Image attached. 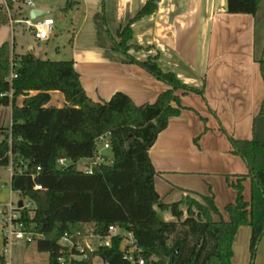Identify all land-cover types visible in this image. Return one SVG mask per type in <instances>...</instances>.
<instances>
[{
	"label": "trees",
	"instance_id": "trees-1",
	"mask_svg": "<svg viewBox=\"0 0 264 264\" xmlns=\"http://www.w3.org/2000/svg\"><path fill=\"white\" fill-rule=\"evenodd\" d=\"M7 1L12 9V0ZM262 1L227 0V11L255 16ZM72 7L69 0L64 11ZM156 9L155 0L148 1L111 36L116 52L171 87L153 104L137 106L124 93L94 102L74 61L43 60L32 52L18 55L9 42L0 46V108L12 106L13 118L11 128L0 127V168L12 167V191L33 204V209L21 210V219L29 231L43 236L36 247L49 254V264H57L63 255L60 241L65 235L85 234L86 228L100 237H107L111 227L131 233L147 264H231L234 239L242 226L252 229L253 255L264 235V102L254 121V138H231L233 153L245 161L248 175L234 185L238 196L226 208L228 221L215 220L220 211L214 196L201 200L188 196L168 205L156 191L149 151L169 120L184 109L176 92L203 94L183 84L175 73L164 72L157 57L139 61L129 54L132 48L141 49L131 44L132 26ZM8 23L7 15L0 12V25ZM260 64L264 78V60ZM13 71L15 79H11ZM54 91L65 96L64 107L49 106ZM20 97H24L22 106L17 105ZM106 133L113 165H103L91 175L79 170L76 164L94 157L96 140ZM62 158L72 165L58 168ZM246 177L252 181L250 201L243 197ZM156 208L170 212L176 221L165 222ZM123 240L120 234L113 236L110 247H100L88 259L72 264H93L96 257L108 264H132L124 259ZM6 262L0 245V264Z\"/></svg>",
	"mask_w": 264,
	"mask_h": 264
},
{
	"label": "crops",
	"instance_id": "crops-1",
	"mask_svg": "<svg viewBox=\"0 0 264 264\" xmlns=\"http://www.w3.org/2000/svg\"><path fill=\"white\" fill-rule=\"evenodd\" d=\"M70 1L73 7L69 11L62 9L64 13L77 8L82 0ZM83 1L86 10L83 20L75 23L70 60L74 61L87 96L94 102H103L124 93L137 106L155 103L171 87L129 63L113 49L111 39L150 0ZM263 3L264 0L254 16L229 14L227 0H155L156 11L132 26L131 44L141 49L132 48L131 56L139 61L157 57L164 72H173L183 84L203 91L176 92L184 109L169 120L149 151L156 171L155 188L164 204L178 203L188 196L199 198L210 184L206 176L217 173L218 189L211 185L217 195L211 190L207 195L214 196L216 204V196L232 195L225 185L224 173L233 167L242 172L238 179L248 175V168L245 171L241 163L244 160L233 153L231 138H254V121L264 102L260 64L264 47L258 45V14ZM13 50L18 55L26 54L24 47L17 53L15 43ZM23 100L18 98L17 105L22 106ZM65 104L61 92H51L49 106L61 108ZM12 123V106L1 107L0 127L11 128ZM7 168L12 178V167ZM156 210L165 222L176 221L170 212ZM33 255L32 251L28 262Z\"/></svg>",
	"mask_w": 264,
	"mask_h": 264
},
{
	"label": "rangeland",
	"instance_id": "rangeland-1",
	"mask_svg": "<svg viewBox=\"0 0 264 264\" xmlns=\"http://www.w3.org/2000/svg\"><path fill=\"white\" fill-rule=\"evenodd\" d=\"M35 3V9H44L42 11L48 12V16L55 21L54 33L49 41L38 42L31 34L30 31L26 29V26L22 24H11V19L21 20L19 17L20 7L22 16L24 18L29 17L31 8L27 5H20L13 3V8L10 9V13L7 11L9 2L7 0H0V12L8 17V24L0 25V46L9 42L12 46L15 43L17 48V53L20 52L22 47H24L25 53H28L30 49H34V54L37 58L43 60H51L54 62L70 61L72 58L73 45L71 39L75 37L77 31V26L79 21L83 20V14L86 10L85 3L82 0L77 8H73L69 13H64L62 9L65 8L67 0H33ZM79 8V9H78ZM9 24L13 27H10ZM258 45L264 47V3L260 8L258 14ZM107 156H111L110 151L104 152ZM242 160V159H241ZM89 163L88 160H83L77 167L83 168V166ZM244 170H247L244 161H241ZM242 172L237 171L233 167L227 173H224L225 185L231 190V196H216V206L220 211V216H216V220H229V214L227 213V206L234 203L237 199L238 192L234 185L238 182V176ZM217 173L208 174L206 180L210 182L207 187V191L203 194H199V198L205 197L210 194L209 190L213 195H217L215 190L211 189V185L218 189L217 187ZM222 177V178H223ZM11 175L8 168H0V245L3 247L4 244V217L10 210V204L13 201L18 204L20 201L27 202L26 199L20 196L18 193H14L11 188ZM243 197L246 201H250L252 197V181L248 178L243 183ZM186 211L187 209L184 208ZM187 217L184 214L183 220ZM251 229L250 226H242L237 233V236L233 244V258L231 264H264V235L258 244L257 250L254 255L251 252ZM28 250V251H27ZM34 252L33 260L30 262L27 259ZM6 258L11 264H49V254L40 253L36 250L35 243L30 244L29 247L24 242H18L11 248V255L6 254ZM93 264H106L105 261L96 257Z\"/></svg>",
	"mask_w": 264,
	"mask_h": 264
},
{
	"label": "built area",
	"instance_id": "built-area-1",
	"mask_svg": "<svg viewBox=\"0 0 264 264\" xmlns=\"http://www.w3.org/2000/svg\"><path fill=\"white\" fill-rule=\"evenodd\" d=\"M13 3L20 5H27L31 9H35V3L33 0H12ZM8 13H10V8L7 7ZM20 23L26 26V29L31 32L36 41L46 42L51 39L54 31L55 21L50 17H42L36 20H31L30 17L22 18L21 20L13 21L11 19V24ZM17 78L16 73L13 71L11 74V79ZM111 152L110 145V134L106 133L100 136L96 140V151L95 155L91 159H86L89 163L83 168H78L84 171L86 174H93L97 169L103 165H113L114 158L113 155L107 156L104 152ZM83 161V160H82ZM82 161L78 162V166ZM58 168L64 169L72 165V162L62 158L57 161ZM13 176V174H12ZM36 190H41V186H36ZM23 202V207H19V203L15 204L13 201L10 204V210L5 215L4 223V244L1 247L2 252L11 255V248L18 242H24L27 245L36 243L43 236L36 234L33 231H29L26 225L21 219V210L23 209H33V204L29 201ZM122 235L124 240L122 243V248L125 252L124 259L131 260L132 264H147L146 260L140 255V250L134 245L133 235L124 230H120L116 227H111L109 229V235L107 237H100L94 233V229L86 228L85 234L78 233L76 236L65 235L60 244L64 247L63 255L58 258L57 264H72L74 260H85L88 259L89 253H93L100 247H110L111 240L113 236ZM135 254L137 259H135ZM6 264H11L7 260Z\"/></svg>",
	"mask_w": 264,
	"mask_h": 264
},
{
	"label": "water",
	"instance_id": "water-1",
	"mask_svg": "<svg viewBox=\"0 0 264 264\" xmlns=\"http://www.w3.org/2000/svg\"><path fill=\"white\" fill-rule=\"evenodd\" d=\"M42 1H47V0H42ZM46 16H48V12L42 11V10H38V9H32L30 14H29V17H30L31 20H36L38 18H42V17H46ZM108 166H110V165H108ZM19 207L20 208L23 207V202L22 201H20ZM106 264H108V263H106Z\"/></svg>",
	"mask_w": 264,
	"mask_h": 264
}]
</instances>
